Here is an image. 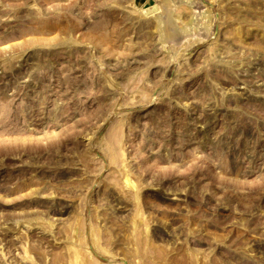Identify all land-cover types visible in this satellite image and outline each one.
<instances>
[{"label": "rangeland", "instance_id": "1", "mask_svg": "<svg viewBox=\"0 0 264 264\" xmlns=\"http://www.w3.org/2000/svg\"><path fill=\"white\" fill-rule=\"evenodd\" d=\"M0 264H264V0H0Z\"/></svg>", "mask_w": 264, "mask_h": 264}, {"label": "bare ground", "instance_id": "2", "mask_svg": "<svg viewBox=\"0 0 264 264\" xmlns=\"http://www.w3.org/2000/svg\"><path fill=\"white\" fill-rule=\"evenodd\" d=\"M165 2V1H164ZM170 12V11H169ZM169 19H173V18H169ZM174 21V20H173ZM172 21V22H173ZM175 22V21H174ZM173 24V23H172ZM175 24V23H174ZM191 24H192V22H191ZM173 28H175L174 26H173ZM196 30V29H195ZM189 31V30H188ZM190 39V38H189ZM186 44V43H185ZM175 46V45H174Z\"/></svg>", "mask_w": 264, "mask_h": 264}]
</instances>
